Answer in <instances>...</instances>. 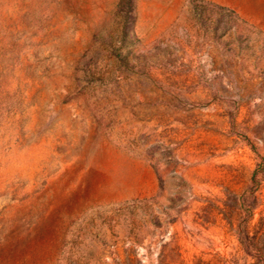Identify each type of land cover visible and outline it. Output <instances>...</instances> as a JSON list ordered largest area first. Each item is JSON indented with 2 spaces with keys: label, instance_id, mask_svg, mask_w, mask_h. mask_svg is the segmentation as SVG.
<instances>
[{
  "label": "rangeland",
  "instance_id": "rangeland-1",
  "mask_svg": "<svg viewBox=\"0 0 264 264\" xmlns=\"http://www.w3.org/2000/svg\"><path fill=\"white\" fill-rule=\"evenodd\" d=\"M249 1L0 0V264H264Z\"/></svg>",
  "mask_w": 264,
  "mask_h": 264
},
{
  "label": "crops",
  "instance_id": "crops-1",
  "mask_svg": "<svg viewBox=\"0 0 264 264\" xmlns=\"http://www.w3.org/2000/svg\"><path fill=\"white\" fill-rule=\"evenodd\" d=\"M218 3H227L230 0H212ZM183 0H153V3L164 13L163 19L167 24L179 10ZM247 3V2H246ZM244 4L240 12L244 17L264 32V0H252Z\"/></svg>",
  "mask_w": 264,
  "mask_h": 264
},
{
  "label": "bare ground",
  "instance_id": "bare-ground-1",
  "mask_svg": "<svg viewBox=\"0 0 264 264\" xmlns=\"http://www.w3.org/2000/svg\"><path fill=\"white\" fill-rule=\"evenodd\" d=\"M13 263V262H12Z\"/></svg>",
  "mask_w": 264,
  "mask_h": 264
}]
</instances>
